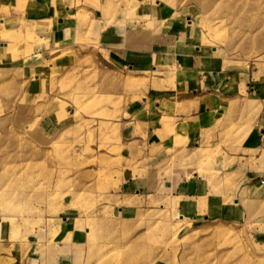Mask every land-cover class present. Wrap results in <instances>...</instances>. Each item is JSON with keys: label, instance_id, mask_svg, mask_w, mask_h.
<instances>
[{"label": "rangeland", "instance_id": "374dc122", "mask_svg": "<svg viewBox=\"0 0 264 264\" xmlns=\"http://www.w3.org/2000/svg\"><path fill=\"white\" fill-rule=\"evenodd\" d=\"M110 31L150 61L117 70L115 95L97 72ZM0 42V264H264V141L247 143L264 129V0H0ZM186 76L257 101L199 148L126 149L145 138L126 105L177 99Z\"/></svg>", "mask_w": 264, "mask_h": 264}, {"label": "crops", "instance_id": "0c3cea01", "mask_svg": "<svg viewBox=\"0 0 264 264\" xmlns=\"http://www.w3.org/2000/svg\"><path fill=\"white\" fill-rule=\"evenodd\" d=\"M42 19L40 21H44ZM59 26H53L51 29L52 41L49 40V45L53 47L61 48V43L67 37L64 36V30L62 29L63 20L59 19ZM3 22V19L1 20ZM108 29H106L107 31ZM117 31V30H116ZM108 32V31H107ZM110 33V34H109ZM109 33L104 32L102 38H100L101 43L99 44V49L107 51V55L101 59V63L97 67L98 74L103 76L107 80V94L115 95L117 91L121 90V87L116 83V71L120 70L124 72L126 76V71H132L135 67L146 68L149 61L147 50L145 52L142 49L137 52H132L133 47H121L118 41L115 40L117 35L113 34V31ZM114 37V40H113ZM4 43V44H3ZM56 44H58L56 46ZM61 45V46H59ZM52 47V48H53ZM8 52L7 42H0V61L4 58L3 54ZM47 49L35 51L33 55H30L31 58H35L40 55H44V60H48ZM102 65V67H101ZM29 72L31 71L28 69ZM185 78H188L186 76ZM229 78V77H228ZM21 80V78H18ZM200 79V78H198ZM236 81V80H235ZM41 83V78L35 76V84ZM188 90L180 94L178 91V97L175 99L174 93L170 94L167 91L157 90L150 93L147 97L143 98L142 104L139 107H131V102H129L124 108V113L129 115L130 119L124 122L127 130H130L132 135V123L140 125V136L145 135V138H136L134 140L130 139L126 146L129 149L142 148L143 145H149L151 143L149 139L155 138L157 144L169 143L173 139V135L178 134L184 135L187 137L188 142L193 144L195 148H199V142L206 144L207 137L214 134L217 135L221 127L217 125L219 121L225 120L229 112V108L232 107V110H235V115L242 113L241 105L245 103H255L257 100L253 94V89L250 93L244 95L242 93L231 92L230 95L224 86V83L221 81L219 86L213 81V77L205 78V87L200 89L197 88V78L191 76L187 79ZM201 82V80H199ZM231 85L234 82H230ZM105 85V83H104ZM196 86V87H195ZM170 91V90H169ZM151 108L149 107L150 104ZM264 110L261 112V121L264 125ZM133 118V119H132ZM161 118H166L165 122H160ZM260 118V116H259ZM151 123H157V130L154 131L150 125ZM220 124V123H219ZM171 126V127H170ZM260 134L256 136H250L247 138V143L254 144L256 142L264 141V129H260ZM171 130V131H170ZM145 132V133H144ZM155 134V136H153ZM206 134V135H205ZM143 156H141L142 158ZM193 184L195 191L199 192L198 181ZM188 189V188H187ZM189 190V189H188ZM199 190V191H198ZM186 197L183 200V203L191 198V193H187L185 189L181 190ZM189 192V191H188ZM190 202V201H188Z\"/></svg>", "mask_w": 264, "mask_h": 264}]
</instances>
